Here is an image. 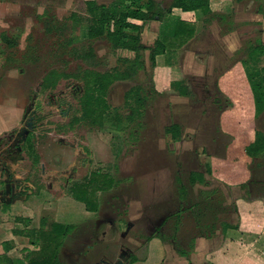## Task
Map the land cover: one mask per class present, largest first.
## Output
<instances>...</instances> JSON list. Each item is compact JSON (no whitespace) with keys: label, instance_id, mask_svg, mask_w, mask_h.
Masks as SVG:
<instances>
[{"label":"rangeland","instance_id":"374dc122","mask_svg":"<svg viewBox=\"0 0 264 264\" xmlns=\"http://www.w3.org/2000/svg\"><path fill=\"white\" fill-rule=\"evenodd\" d=\"M86 1L89 0H0V37L5 34L16 44L11 48L0 38V132L17 127L22 111L35 94L36 109L41 115L37 151L44 161L47 164L53 162V156L58 153L61 159H68L74 156L73 146L77 145L91 160L81 170V176L85 172L102 170L113 179L112 188L100 194L97 225L88 227L91 233L87 230L88 234H85L81 229L73 235V250L80 244L76 241L80 235L83 240L88 235L93 244L99 241L95 247L99 251L94 250L86 256L85 264H94L106 256L117 259L122 249L140 257L144 254L147 239L155 234L163 237L165 264H201L194 253V243L197 238H205L197 236H203V224L206 223L199 224L190 213L185 214L178 228H175L174 219H168L166 224L164 221L201 198V191L217 189L220 191L215 192L213 199L220 201L218 209L223 208L224 212L218 215L215 223L216 234H220L221 221L232 225L237 222L236 214L231 210L237 198L264 197V161L251 160L245 153L250 144L246 139L254 138L257 131L264 132V111L256 114L253 94L240 63L248 58L249 43L259 41L264 44V35L259 32L264 31V23H250L249 13H257L253 7L258 4H251L249 13L239 11L235 15L237 29L231 37L222 36L221 41L218 40L215 35L220 28L218 24L212 25L210 30L205 29L204 38L192 42L188 50L186 48L190 54L183 52L185 83L190 96H179L174 90L160 96L153 94L149 51L144 53V71H140L133 81L112 85L107 100L121 114L127 112L123 108L124 96L132 87L142 86L149 97L144 126H136L133 137L130 129L123 133L110 127L113 115L109 116L103 129L87 125L77 126L74 130L69 128L73 117L79 115L77 97L82 91L81 83L61 79L54 89L39 88L40 81L51 70L76 73L87 67L71 56L73 46H66L64 42L72 35L70 15L85 16ZM96 1L108 4L114 0ZM78 37L74 46L82 47L86 42L84 27ZM93 45L100 58V65L94 69L97 71L110 69L118 57L128 55L122 51L113 53L104 40ZM190 55L195 56V60ZM257 67L264 68V55L258 58ZM230 68H234L235 78L242 80L243 86H226L228 95L221 90L225 79L220 81V78ZM230 77L233 76L227 78ZM230 118L237 126V133L246 129V136H235L226 131L224 126L232 131L234 128L228 124ZM172 123L182 129V139L178 142L171 141L165 134ZM67 144L73 145L72 148ZM212 158L234 167L241 161L243 166L235 167L239 169L237 172L214 168L210 176L205 174L206 187L187 185L190 203L186 205L178 193L180 184H187L192 171L205 173V164ZM127 223L134 224L129 232ZM65 250L71 255L70 247ZM182 250L188 256H181ZM152 256H158V253L154 252ZM65 258L64 262L68 263ZM76 263H80V258L73 255V264Z\"/></svg>","mask_w":264,"mask_h":264},{"label":"crops","instance_id":"0c3cea01","mask_svg":"<svg viewBox=\"0 0 264 264\" xmlns=\"http://www.w3.org/2000/svg\"><path fill=\"white\" fill-rule=\"evenodd\" d=\"M253 3L262 4L264 8V0H210L209 8L211 12L229 16L230 21L237 22L235 15L239 11L249 13L248 10ZM258 5L253 7L255 11L259 8ZM249 14L251 15L250 23L254 21L260 25L264 23V17L261 13L252 12ZM201 17L196 12H184L179 8H172L171 12L166 14L161 21H151L144 25L141 39L146 47L153 46L157 39L162 41L173 38L175 27L180 22L189 25L190 30H194L193 35L185 36L186 39H189L187 44L155 57L151 79L152 86L158 94L171 91L173 83L185 81L186 71L182 64V54L184 52L186 55V51L192 42L204 38L206 28ZM216 24L215 21L214 25ZM259 32L264 35L262 29ZM234 33L226 37H231ZM187 34H192V31ZM215 38L221 41L220 29ZM190 56L195 60V56ZM234 68H230L220 78V81L225 79L224 89L221 90L228 95L230 93L228 89L226 91V86H243L242 80L238 81L235 78ZM230 75L234 79L233 77L227 78ZM239 119L241 120V117ZM231 120L233 118L228 119V124H231L230 127H234L232 128L233 131L224 126L226 131L235 136H246V129H240V134H238L237 126L235 123L232 124ZM246 141L252 143L254 138L250 140L247 138ZM68 146L72 148L73 145ZM37 148L28 150V158L22 164L20 163V169L17 167L18 164L16 165L14 162L7 163V168L10 165L9 176L6 171V174L5 172L2 174L0 169V264H43L45 258L53 252H56L58 264H73V255H78L81 245H85L86 248L92 245L91 250H93V246L96 247L99 243L98 241V243L93 244V240L91 241L88 235H85L86 239L83 240V236L80 235L76 239V241H80V244L76 245L78 252H75L76 249L73 250V235L81 229L85 234H88L87 230L91 233L88 227L97 225L101 202L99 197L100 194L107 191L97 190L96 194L91 195V197L94 196L93 204L97 202V210L87 208L84 202L73 196V185L83 182L86 177L93 173L85 172L81 176V170L91 161L87 159L86 152L80 151L81 147L76 145L73 146L74 156L63 160L58 153L55 157L52 155L53 162L47 164L39 155ZM229 151L231 152V150ZM240 162L235 167L243 166L240 165ZM209 163L212 172L214 168L220 170L227 168L230 172L239 170L221 159L212 158ZM37 168L39 171H36ZM235 206L237 222L234 226L236 228L227 230L225 234H216L213 238L196 239L194 253L196 252L198 263L264 264V197H239L235 200ZM53 224L74 226L76 229L67 234L61 241V245H58L57 238L53 239L51 236L52 239L48 237L50 242L47 240V234L53 229L51 227ZM133 226L134 224L131 223L127 232ZM149 238L150 240H147L145 244L144 254L140 257L131 255L130 260L124 264H165V245L162 238L157 235H151ZM71 241L72 243H69ZM69 247L71 251H68L71 255L65 250ZM55 249L56 251H54ZM154 252H157L158 256H152ZM63 256L66 257L68 263L64 262ZM85 263L84 259L83 264ZM76 264H81V261Z\"/></svg>","mask_w":264,"mask_h":264},{"label":"trees","instance_id":"16d2710c","mask_svg":"<svg viewBox=\"0 0 264 264\" xmlns=\"http://www.w3.org/2000/svg\"><path fill=\"white\" fill-rule=\"evenodd\" d=\"M209 4L210 0H114L108 4H100L96 0L86 1L85 16H80L76 13L70 15L69 21L71 23L72 35L64 42L66 46H73L71 56L85 63L87 67L85 69L80 68L76 73H63L56 70L49 71L43 77L42 90L54 89L57 82L61 79H73V81L81 83L82 91L77 97L79 115L73 117L69 128L74 130L77 126L87 125L103 129L109 116L113 115V123L110 127L116 132L123 133H126L130 129L132 130L130 133L134 137L136 126H144L143 118L149 97L142 86L132 87L124 96L123 108L127 112L121 114L118 108H113L108 103L107 96L110 88L115 83L133 81L140 71H144L146 64L144 53L146 51H149L151 75V71L155 66V57L158 54L166 53L171 49L176 50L181 48L189 42V39H186L185 36H191L194 33V30H190L189 25L180 22L175 27L173 38L162 41L157 39L153 46L146 47L143 45L141 39L144 25L151 21H161L166 14L171 12L172 8H179L184 12H196L201 15V21L204 23L206 30H210V27L216 21L223 38L234 33L237 29L235 22L230 21L229 16L211 12ZM258 6L259 8L256 12L261 13L264 17L263 5L259 4ZM82 27L86 29V42L82 47H75L74 45H76L79 39L78 32L81 31ZM74 31L76 33L75 36H73ZM190 31H192V34H187ZM0 38L7 46L11 48L15 47V41L7 35L1 34ZM100 40L106 41L113 53L122 51L128 54L127 56L118 57L115 65L103 72L94 70L100 65V58L96 54L93 44ZM247 50L248 58L246 60L242 59L239 62L243 67L247 82L253 92L256 114L259 115L264 111V68L259 69L257 63L258 58L264 55V44L259 41H256L254 44L249 43ZM171 89L182 97L191 95L185 81L173 83ZM152 91L154 95L160 96V94L155 92L153 86ZM165 134L173 142H178L182 139V129L176 123L168 126ZM245 153L251 160L264 161V132H255L254 141L248 145ZM258 166L261 165L259 164ZM205 168V173L190 172L187 184H180L178 193L182 195L181 200L186 205L190 203V189H188L187 185L189 187L197 185L206 187L208 185L205 174L210 176L212 173L209 161L205 164ZM102 172V170L94 171L83 182L73 185V196L84 202L89 209L97 210L98 208L97 202L93 204L94 196L91 197V195L96 194L97 190H109L113 186V179ZM216 191L219 192L220 190L213 189L211 192L201 191V198L192 202L190 206L183 207L169 216L163 224H166L168 219H174L175 228H178L185 214L190 213L195 216L199 224L206 223L203 224L205 226L204 232L202 231L203 236L198 235L197 237L213 238L217 233L215 223L218 221V215L224 213L222 211L223 208L218 209L220 201H214L213 199V196L217 193ZM226 208L229 207H225V212L227 213L228 210ZM231 210L233 213H237L235 204ZM231 210L229 209L230 213ZM220 224L222 234H225L229 229L236 228V226L225 221H221ZM51 227L53 229L47 234V240L50 242L49 238L52 239L51 236L53 239L57 238L58 245L62 243L61 241H63L67 234L76 229L74 226H59L55 224ZM159 236L163 240V237ZM180 254L183 257L188 256V253L184 250ZM43 264H58L56 252L45 258Z\"/></svg>","mask_w":264,"mask_h":264},{"label":"flooded vegetation","instance_id":"af4514ba","mask_svg":"<svg viewBox=\"0 0 264 264\" xmlns=\"http://www.w3.org/2000/svg\"><path fill=\"white\" fill-rule=\"evenodd\" d=\"M42 83L43 81H40L39 83L40 90H42ZM35 102L36 96L34 94L24 111H22V115L19 118L17 127L15 126L11 129H3V131L0 132V169L2 170V174L6 171L9 176L8 171L10 165H8V168L6 167V165L10 162H14L16 163V165L18 164L17 167H19L20 169L22 162L28 158L29 151L33 148L38 147V133L41 129L38 120L39 118H41V115L36 109ZM110 225H112L111 222ZM130 226L131 223H127V231ZM123 237L124 235H122V238ZM85 248L86 247L84 245V247L80 248L81 251L78 253L81 264H83V261L86 258L85 256H89L90 253L92 254V252H95L94 250L99 251L95 248V246H93L94 249L91 250L92 245L88 246L86 250ZM129 252L130 251L122 249L117 256V259L113 260L110 256H106L104 257V259H101L99 262H96L94 264H101L102 262H105L107 264H115L117 261L123 258L127 259L128 261L131 257V254Z\"/></svg>","mask_w":264,"mask_h":264},{"label":"water","instance_id":"95a60500","mask_svg":"<svg viewBox=\"0 0 264 264\" xmlns=\"http://www.w3.org/2000/svg\"><path fill=\"white\" fill-rule=\"evenodd\" d=\"M127 261V259L123 258V259H120L119 261H117L115 264H124V262ZM100 264V263H98ZM101 264H107L105 262H102Z\"/></svg>","mask_w":264,"mask_h":264}]
</instances>
